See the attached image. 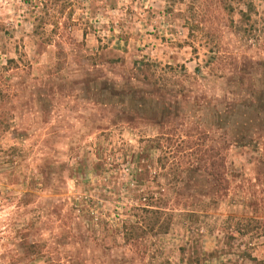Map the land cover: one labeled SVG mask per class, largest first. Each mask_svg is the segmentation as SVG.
Instances as JSON below:
<instances>
[{
	"label": "rangeland",
	"instance_id": "obj_1",
	"mask_svg": "<svg viewBox=\"0 0 264 264\" xmlns=\"http://www.w3.org/2000/svg\"><path fill=\"white\" fill-rule=\"evenodd\" d=\"M140 148L141 189L173 216L131 247L118 226ZM191 251L264 264V0H0V264Z\"/></svg>",
	"mask_w": 264,
	"mask_h": 264
},
{
	"label": "trees",
	"instance_id": "obj_2",
	"mask_svg": "<svg viewBox=\"0 0 264 264\" xmlns=\"http://www.w3.org/2000/svg\"><path fill=\"white\" fill-rule=\"evenodd\" d=\"M144 151L142 148L133 155L129 154L130 162L127 164L131 165L128 175L131 178H128L126 189L127 193V204L125 205V219H121L119 221L118 233L122 239L123 244L130 245L131 247H137L144 239L146 235L149 236H157L159 234L166 233L171 225L170 219L173 216L172 211H168L166 207V200L159 193L155 194L154 192H145L141 189V185L143 183L145 169H144V155H142ZM98 155V156H97ZM95 155V163L93 169H99L102 171H109L111 173H116L121 175V163L116 162L111 159V157L107 154L97 153ZM106 159H111V162H106ZM135 159V161H132ZM128 169V167H127ZM130 185L134 187H129ZM130 191H134L130 193ZM71 209L77 208L78 203H71ZM92 206V207H90ZM93 208L94 205L86 204L85 209L82 212L86 211L87 208ZM190 216V215H188ZM93 220V226L101 224L103 221L99 216H92L90 218ZM192 220V219H191ZM188 223V222H187ZM103 224V223H102ZM187 227H190L187 224ZM24 246L27 250H31L33 253L34 249L37 250V244L29 243L26 240L24 241ZM194 251L190 252V255L187 257V260L190 264L198 263V258L193 256ZM236 257H240V259H251L249 253H243L242 251L236 255ZM196 258L194 261L192 259ZM124 263V262H123ZM227 262L223 263L226 264ZM125 264V263H124Z\"/></svg>",
	"mask_w": 264,
	"mask_h": 264
}]
</instances>
